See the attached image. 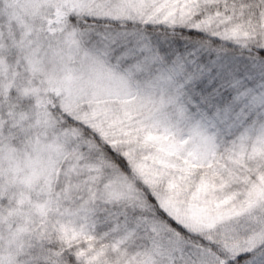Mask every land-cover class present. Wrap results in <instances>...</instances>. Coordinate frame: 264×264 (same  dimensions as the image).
Masks as SVG:
<instances>
[{"label": "snow or ice", "instance_id": "1", "mask_svg": "<svg viewBox=\"0 0 264 264\" xmlns=\"http://www.w3.org/2000/svg\"><path fill=\"white\" fill-rule=\"evenodd\" d=\"M0 264H264V0H0Z\"/></svg>", "mask_w": 264, "mask_h": 264}]
</instances>
